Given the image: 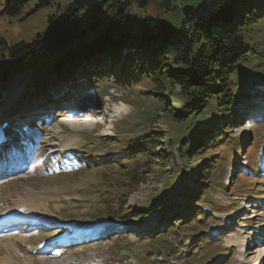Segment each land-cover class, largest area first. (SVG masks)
Instances as JSON below:
<instances>
[{
	"label": "rangeland",
	"instance_id": "374dc122",
	"mask_svg": "<svg viewBox=\"0 0 264 264\" xmlns=\"http://www.w3.org/2000/svg\"><path fill=\"white\" fill-rule=\"evenodd\" d=\"M72 1H29L17 15L0 16V38L9 44L33 41L66 15ZM170 1L167 9L160 8L157 0H149L143 9L134 3L126 17L134 27L152 18L180 28L182 8L200 2ZM257 11V17L263 15L264 6ZM257 17L251 32L253 52L241 79L252 84L248 87L255 93H264V19ZM73 46L74 42L38 52L0 91V125L4 120L14 122L12 127L20 124L26 133L16 149L14 172L24 162L30 163L25 174L1 179L0 211L9 215L32 212L48 218L9 219L10 223L38 222L18 229L23 233L38 229L39 235L0 245V264H27L26 257L32 260L30 264H43L35 250L50 243L61 248L56 254L46 253L53 264H239L250 259L257 247L264 246L259 244L264 241V118L253 115L249 106L236 116L240 101L231 114L223 113L228 115L223 121L215 108L185 123L175 121L172 107L181 104H172L178 102L174 97L179 89L175 87L172 95L164 97L163 104L149 98L151 82L139 71H129L128 62L112 63L109 74H94L90 82L78 69L80 74L75 75L79 74L81 93L79 85L73 88L70 84L71 96L62 98L65 85L51 73L54 63ZM99 67L91 66L93 70ZM256 98L252 104L259 111L264 108V97ZM58 104L70 108V117H61L63 110L56 112ZM44 109L55 119L21 120L20 115ZM114 109L124 114L111 118ZM249 118L263 122L254 125L251 120L249 124ZM53 127H58L56 132ZM189 134H193L194 145L189 160L180 161L178 142ZM6 136L5 142L0 140L2 150L10 142V134ZM150 137L155 143H144V156H140L138 143ZM217 138H222L221 146L218 142L209 145L210 139ZM201 148H205L202 155L191 161ZM209 153H214L212 163ZM130 154L136 163L125 159ZM248 163L252 167L244 171ZM28 205L33 209H20ZM72 241L83 242L70 245ZM12 243L13 252L6 248ZM255 260L264 264V255L256 256L251 264Z\"/></svg>",
	"mask_w": 264,
	"mask_h": 264
},
{
	"label": "trees",
	"instance_id": "16d2710c",
	"mask_svg": "<svg viewBox=\"0 0 264 264\" xmlns=\"http://www.w3.org/2000/svg\"><path fill=\"white\" fill-rule=\"evenodd\" d=\"M29 1L0 0V16L17 15ZM132 4L133 0H73L66 15L33 41L9 44L0 38V90L5 87L2 85L6 80L24 69L38 52L70 46L74 42L73 50L64 52L53 65L51 75L55 74L58 81L66 85L82 73L87 74L85 79L90 82L94 74H109L107 70L112 63L128 62L129 71H139L143 79L151 82L149 98L163 104L164 97L172 95L175 87L179 89L174 97L178 102L172 104H181L172 107L173 119L178 122L203 116L212 108L223 121L221 119L227 118L240 101L242 108L235 109L236 116L248 106L256 107L252 104L256 96L264 97V93H255L248 87L252 84L241 79L244 65L253 52L251 32L257 10L264 6L263 0H200L196 5L182 8L180 28L152 18L134 27L126 17ZM257 18L264 19V14ZM138 53L144 58L137 59ZM97 65L98 69L91 68ZM120 73L127 76L123 68ZM72 85L82 87L79 83ZM261 121L252 123L257 125ZM219 125L229 126L230 123L219 122ZM193 138V134H189L178 142L176 152L180 161L189 160ZM217 139H210L209 145L218 142L221 146L222 138ZM144 143L151 145L155 140L150 137L138 143L140 156H144ZM204 149L201 148L191 161H196ZM209 154L208 161L212 163L214 153ZM125 159L137 162L133 154ZM250 167L248 163L242 168L247 171ZM144 214L142 216H146Z\"/></svg>",
	"mask_w": 264,
	"mask_h": 264
},
{
	"label": "bare ground",
	"instance_id": "6f19581e",
	"mask_svg": "<svg viewBox=\"0 0 264 264\" xmlns=\"http://www.w3.org/2000/svg\"><path fill=\"white\" fill-rule=\"evenodd\" d=\"M50 109V108H49ZM123 115L124 114V111L122 110H120V109H114V114L111 116V118H115V117H118V116H120V115ZM121 115V116H122ZM76 116V115H75ZM68 117H70V115L68 116ZM49 118H51V117H49ZM2 124V123H1ZM1 126V125H0ZM58 129V127H53L52 128V131H55L56 132V130ZM10 131V133H5V134H2L1 133V131H0V136L2 135V137H4V140H1V142H5V138H9V137H7L6 135L7 134H10V137H11V132H12V130L11 129H9ZM10 141H11V138H10ZM40 158H41V155H40ZM10 161V159H4V161L3 162H0V176L1 175H3V167L5 166V165H7L8 164V162ZM36 162V161H35ZM4 163H6V164H4ZM17 175H22L23 174V172H17L16 173ZM4 180V179H6V177H0V180ZM3 202V201H2ZM18 214V213H17ZM17 214H14V213H12L11 215H9V214H7L6 213V211H4V210H1L0 211V225L1 224H3L4 226H9V225H11L12 227H8V228H13V227H15L16 226V223L15 222H13L12 221V223H10L8 220L10 219V220H14L13 218H15V217H17ZM24 216V215H23ZM23 219V218H22ZM25 220H27V219H25ZM44 221V220H43ZM43 221H41V222H43ZM35 222V221H34ZM25 222H24V220H20V222H18L17 224L19 225V224H24ZM36 223H38V222H36ZM262 226H260V228H261ZM34 231V232H33ZM33 231H28L27 232V234H25V235H19V234H17V233H13V234H11L10 236H8V237H4V236H1V239H0V245H2V244H4L5 246H7L6 244H8V246L10 245V240H12V239H16L17 237H20L19 239H21V240H23V239H26L29 235H38L39 233H38V231L36 232V229H34ZM31 232H33V233H31ZM24 234V233H23ZM259 237L261 236V235H258ZM263 236H264V233H263ZM258 237V238H259ZM264 238V237H263ZM260 239V238H259ZM256 243H258L257 241H255ZM264 243V241H260L259 242V244L260 243ZM13 244V243H12ZM255 244V243H254ZM239 245V244H238ZM232 246H234V245H232ZM249 246V245H248ZM248 246H246V247H248ZM254 247V246H253ZM7 249H9L10 248V250H12V252H13V250L15 251V248H14V244H13V246H11V247H6ZM242 248H244V246H242ZM249 248V247H248ZM256 251L254 252V254L253 255H250V259H248V260H242V262H240L239 264H251V260H253L256 256L258 257V255H260V254H262V255H264L263 253H264V246H260V247H257L256 249H255ZM243 251H244V249H243ZM242 251V254H246L247 252H246V250L243 252ZM250 252V251H249ZM249 256V255H248ZM43 264H53V262L52 261H49V258H48V256L47 255H41L39 258H38ZM24 260L26 261V263L27 264H30L31 262H32V260L30 259V258H28V257H26V259L24 258ZM28 260V261H27ZM252 264H259V262H258V260H255L254 262H252Z\"/></svg>",
	"mask_w": 264,
	"mask_h": 264
},
{
	"label": "water",
	"instance_id": "95a60500",
	"mask_svg": "<svg viewBox=\"0 0 264 264\" xmlns=\"http://www.w3.org/2000/svg\"><path fill=\"white\" fill-rule=\"evenodd\" d=\"M133 1L135 3L136 7L139 9L145 8L149 3V0H133ZM170 4H171L170 0H157V5L160 8L167 9V8H169Z\"/></svg>",
	"mask_w": 264,
	"mask_h": 264
}]
</instances>
